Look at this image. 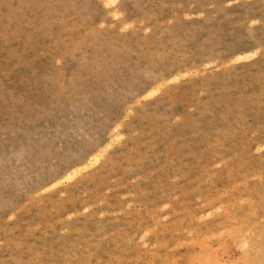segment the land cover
I'll list each match as a JSON object with an SVG mask.
<instances>
[{
    "label": "rangeland",
    "instance_id": "obj_1",
    "mask_svg": "<svg viewBox=\"0 0 264 264\" xmlns=\"http://www.w3.org/2000/svg\"><path fill=\"white\" fill-rule=\"evenodd\" d=\"M0 264H264V0H0Z\"/></svg>",
    "mask_w": 264,
    "mask_h": 264
},
{
    "label": "bare ground",
    "instance_id": "obj_2",
    "mask_svg": "<svg viewBox=\"0 0 264 264\" xmlns=\"http://www.w3.org/2000/svg\"><path fill=\"white\" fill-rule=\"evenodd\" d=\"M68 176V175H67ZM70 176V175H69ZM70 177H68L67 179H69Z\"/></svg>",
    "mask_w": 264,
    "mask_h": 264
}]
</instances>
